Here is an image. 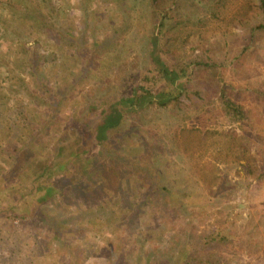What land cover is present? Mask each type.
<instances>
[{"label": "rangeland", "instance_id": "rangeland-1", "mask_svg": "<svg viewBox=\"0 0 264 264\" xmlns=\"http://www.w3.org/2000/svg\"><path fill=\"white\" fill-rule=\"evenodd\" d=\"M67 1V24L85 35L87 24L80 0ZM90 3L105 11L104 3ZM258 4L259 0L176 1L172 22L185 24L186 58L207 63L202 66L203 72L196 65L194 82L199 95L190 92V97L183 98L186 118L179 125L176 119L181 115L175 110L154 108L155 114L147 110L145 117L153 116V123L137 125L131 132L135 135L128 142L129 147L117 145L124 150L127 164L97 162V186L89 185L85 194L68 189L65 197L58 195L42 207L44 223L39 217L21 221L0 216V264H171L179 244L189 233L201 235L212 230L224 231L229 238L210 249L220 255L219 264H264V30L257 29L258 24L264 23V14ZM104 17V22L108 21L109 16ZM112 18L108 24L120 19ZM139 30L141 38L145 31ZM104 31L97 35L103 37ZM18 35L31 44L40 37L41 27L25 20L13 27L6 10L0 7L3 119L15 114L17 104L30 103L31 87L54 86L58 80L73 82L80 66L70 46L57 47L44 38L47 53L57 54L56 64L40 61L31 69L16 58ZM86 37L90 43L94 34L89 31ZM137 48L140 47L120 58L109 57L108 62L114 60L111 72H118V64L135 67L140 62ZM111 69L103 67L96 73L104 77ZM97 80V76H90L79 82L77 105L91 96ZM223 89L241 107L242 120L230 121L220 100ZM71 106L67 111L74 110ZM178 126H196L202 132H210L214 139L220 132H228L250 152L251 165L246 158L239 162L219 161L218 151L212 147L186 151L182 132H176ZM2 142L0 135V145ZM220 157L223 159V155ZM210 163L219 175L217 180L223 181L214 185L213 190L199 180V166ZM10 166L11 160L0 155V173ZM111 166L116 168V174ZM163 185L173 189L172 193L183 194L185 206L172 203L168 194L160 192L161 198L159 194L155 196L161 204L155 207L152 219L145 203L147 193L152 194L148 187L156 189ZM121 199L129 200L128 204L123 205ZM114 212L119 213L116 219L112 218ZM55 220L61 227L74 229H66L54 238ZM75 247L78 253L73 251Z\"/></svg>", "mask_w": 264, "mask_h": 264}, {"label": "trees", "instance_id": "trees-1", "mask_svg": "<svg viewBox=\"0 0 264 264\" xmlns=\"http://www.w3.org/2000/svg\"><path fill=\"white\" fill-rule=\"evenodd\" d=\"M91 1L80 0L87 24L85 35L81 36L67 24V0H0V7L6 10L7 20L13 27L24 20L41 27L40 37L31 44L23 35H18L16 58L20 63L31 69L40 61L56 64L57 54L46 51L43 39L47 38L51 45L70 46L80 65L73 82L58 80L54 86L37 84L35 88L31 87L28 91L30 103L17 104L10 119L2 117L5 98L0 95V135L3 138L0 155L11 160L10 168L0 173V216L21 221L39 217L44 223L46 218L41 215L45 213L42 207L53 202L58 195L65 197L64 192L68 189L75 194V189L85 194L89 185L97 186L94 180L97 162L127 164L128 160L122 154L124 150L117 145H127L135 135L131 132L137 125L153 123V116L145 117L147 110H175L181 115L176 119L180 125L186 118L183 98L190 97V92L199 95L194 82L196 70L201 66L200 71H205L202 66L207 63L186 58L188 36H183L185 24L172 22V6L177 0H97L105 4H101L105 7L104 12L95 9ZM258 9L264 14V0H259ZM104 16H109L106 23ZM113 16L120 19L108 24ZM108 27L113 28L109 31ZM141 28L145 32L138 38ZM257 29L264 30V23L258 24ZM89 31L94 37L87 43L86 33ZM102 31L104 35L99 37L97 34ZM135 47H140L136 51L140 54V62L133 68L118 64V72H111L114 60L108 62V58L132 54ZM103 67L111 69L110 74L98 76ZM90 76H97V88L84 103L77 105L76 96L81 91L79 82ZM220 100L231 122L244 118L241 107L224 89L220 90ZM70 105L73 111H67ZM178 127L176 132H182L186 151L195 147H212L218 151L217 159L222 162H239L246 158L250 164L253 160L245 145L228 132H220L214 139L210 132H202L196 126L190 129ZM110 169L113 174L117 173L114 166ZM199 177L210 190L223 183L222 178L217 180L219 175L211 163L199 166ZM172 190L165 185L156 189L148 187L152 194L147 193L145 203L151 210L152 219L155 207L161 204L160 192L168 194L172 203L185 206L181 200L183 194L172 193ZM158 194L160 198L155 196ZM121 200L123 205L129 202ZM97 210L101 211V208ZM113 214L114 219L119 215L117 212ZM57 220L52 224L55 226L54 238L60 237L66 229H74L59 226ZM227 240V233L220 230L201 235L189 233L179 244L171 264H219L220 255L210 249ZM73 251L78 253V247Z\"/></svg>", "mask_w": 264, "mask_h": 264}]
</instances>
